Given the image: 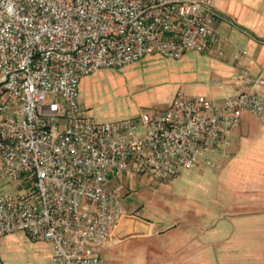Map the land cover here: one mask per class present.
<instances>
[{"label": "built area", "instance_id": "1", "mask_svg": "<svg viewBox=\"0 0 264 264\" xmlns=\"http://www.w3.org/2000/svg\"><path fill=\"white\" fill-rule=\"evenodd\" d=\"M219 17L212 0H0V178L12 187L0 242L24 232L50 245V264H104L124 214L118 179L222 170L243 116L264 123L262 79L247 69L220 102L177 92L115 122L91 118L78 91L99 69L211 50Z\"/></svg>", "mask_w": 264, "mask_h": 264}, {"label": "crops", "instance_id": "2", "mask_svg": "<svg viewBox=\"0 0 264 264\" xmlns=\"http://www.w3.org/2000/svg\"><path fill=\"white\" fill-rule=\"evenodd\" d=\"M212 4L220 15L214 31L221 43L206 60L215 85L224 96L244 68L261 77L264 96V0ZM210 189L201 204L186 199L153 211L122 208L102 252L104 264H264V123L256 117L243 116L233 132L232 157ZM125 194L124 188L122 199Z\"/></svg>", "mask_w": 264, "mask_h": 264}, {"label": "rangeland", "instance_id": "3", "mask_svg": "<svg viewBox=\"0 0 264 264\" xmlns=\"http://www.w3.org/2000/svg\"><path fill=\"white\" fill-rule=\"evenodd\" d=\"M208 57L209 52H187L179 60L146 56L123 67L99 69L81 79L80 104L95 121L115 122L134 118L145 110L163 111L177 92L220 102L223 94L214 83L217 77L206 60ZM196 171H184L165 180L151 174L122 177L118 182L128 194L122 199V192L120 206L126 211L141 208L153 211L169 201L207 202L218 171L205 169L202 174ZM11 189L0 178V191ZM50 253L48 243L35 241L24 232L9 234L0 242L2 264H50Z\"/></svg>", "mask_w": 264, "mask_h": 264}]
</instances>
